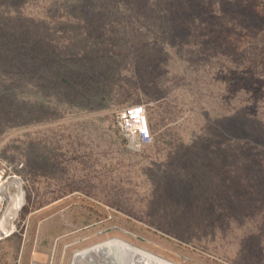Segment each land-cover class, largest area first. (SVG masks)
I'll return each mask as SVG.
<instances>
[{
    "label": "rangeland",
    "instance_id": "obj_1",
    "mask_svg": "<svg viewBox=\"0 0 264 264\" xmlns=\"http://www.w3.org/2000/svg\"><path fill=\"white\" fill-rule=\"evenodd\" d=\"M39 3L60 63L53 79L42 70L40 99L24 97L25 117L0 121V170L25 198L0 264H70L111 238L174 264H264V91L242 58L192 51L186 18L177 26L152 1L60 20L47 16L68 11ZM136 104L152 141L134 149L116 114Z\"/></svg>",
    "mask_w": 264,
    "mask_h": 264
},
{
    "label": "trees",
    "instance_id": "obj_2",
    "mask_svg": "<svg viewBox=\"0 0 264 264\" xmlns=\"http://www.w3.org/2000/svg\"><path fill=\"white\" fill-rule=\"evenodd\" d=\"M39 1H42L44 7L48 2L49 6L46 9L51 12L60 9L68 11L47 16L59 20L70 15L81 18L82 15L90 14L89 9H97V11L106 9L108 12L109 8L112 11L121 9L118 3L124 5L125 2L152 1L160 9L158 14L163 18L173 19L172 22L177 26L178 23L181 26L182 18H186L181 33L185 35L184 37H189L190 40H187L189 42L186 44L192 51H202L204 44H206L205 49L208 47L222 51L229 48L237 54V58L239 56L242 58L238 60L240 64H246L243 68L247 73L245 75L257 77L259 85H262L261 90L264 91V0H98L106 3L105 6H98L100 3H95V0H0V121L2 122H9L14 117L26 116L23 106L26 103L24 97L40 99L41 90L38 83L43 77L42 70L51 73L50 79H53L57 73L54 65L58 66L60 63L58 57L60 47L59 42L52 38L55 31L49 28L50 23H46L45 19L36 14L40 12H31L36 6L41 8ZM204 6H206L205 12L201 9ZM70 10L72 11L69 12ZM187 26L196 29L188 30ZM65 30L68 31V28ZM215 30L220 31L218 36L214 35ZM249 36H252V42L245 41ZM246 42L248 45L245 44ZM70 47L79 51L75 48H79V43ZM66 54L71 57L74 53ZM29 82H33L35 88L28 89ZM14 96H19L17 98L19 106H14V103L8 100V98L13 100ZM243 107L241 109L245 110L242 112L251 111L249 107ZM245 123L239 122L241 131L247 127L248 124ZM235 141L242 149L241 156L250 157L251 153H254L253 156L257 153L253 144L246 141V136H238ZM245 146L248 147L244 148ZM259 189L264 191V186L261 185Z\"/></svg>",
    "mask_w": 264,
    "mask_h": 264
},
{
    "label": "built area",
    "instance_id": "obj_3",
    "mask_svg": "<svg viewBox=\"0 0 264 264\" xmlns=\"http://www.w3.org/2000/svg\"><path fill=\"white\" fill-rule=\"evenodd\" d=\"M116 120L122 135L130 142L132 148L137 149L151 143L152 134L144 105L136 104L120 109L116 114ZM15 178L18 177L10 175L4 168L0 170V223L4 211L11 202L10 195L14 194L12 187L7 186L5 189L2 185ZM0 236L5 235L0 232Z\"/></svg>",
    "mask_w": 264,
    "mask_h": 264
},
{
    "label": "bare ground",
    "instance_id": "obj_4",
    "mask_svg": "<svg viewBox=\"0 0 264 264\" xmlns=\"http://www.w3.org/2000/svg\"><path fill=\"white\" fill-rule=\"evenodd\" d=\"M7 186L12 187L14 189V194L10 195L11 202L3 213V218L0 223V232L2 234H9L12 231L13 222L16 218V215L20 210V208L25 203L24 191L18 179H13L11 181H8L6 185H2V188L6 189ZM112 244L120 247H129L131 249H135L137 251H140V253L146 255L148 259L156 260L161 264H165L163 260H160L156 256H152L149 253L139 250L138 248H133L134 246H131L125 243V241H122L118 238L113 239ZM97 250H98V246L87 248L84 251L76 250L71 258L72 264H92V260L93 262L95 261L96 264H104L103 256H105V254L104 253L97 254L98 253Z\"/></svg>",
    "mask_w": 264,
    "mask_h": 264
},
{
    "label": "water",
    "instance_id": "obj_5",
    "mask_svg": "<svg viewBox=\"0 0 264 264\" xmlns=\"http://www.w3.org/2000/svg\"><path fill=\"white\" fill-rule=\"evenodd\" d=\"M115 238H111L105 241L98 242L96 244H93L92 246H88L86 248L80 249L79 251H84L87 248L98 246L97 254L104 253L105 256L103 259L104 264H161L156 260H151L146 257L143 253H140V251H137L135 249H131L129 247H120L117 245L112 244V240ZM127 243V242H125ZM129 244V243H127ZM131 245V244H129ZM133 246V245H131ZM138 248V247H133ZM139 250H142L138 248ZM143 252L149 253L152 256H156L148 251L142 250ZM160 260H163L165 264H174L168 260H165L161 257L156 256ZM72 264V261L71 263ZM92 264H96V262L92 260Z\"/></svg>",
    "mask_w": 264,
    "mask_h": 264
}]
</instances>
